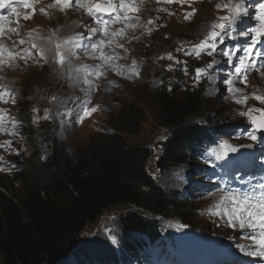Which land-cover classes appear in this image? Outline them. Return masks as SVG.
I'll use <instances>...</instances> for the list:
<instances>
[{
	"label": "rangeland",
	"instance_id": "1",
	"mask_svg": "<svg viewBox=\"0 0 264 264\" xmlns=\"http://www.w3.org/2000/svg\"><path fill=\"white\" fill-rule=\"evenodd\" d=\"M35 2L37 3L35 8L39 10L47 8L51 1ZM223 2L226 0H191V7L198 11L190 20L184 18V14L191 11L188 3L181 5L177 2L166 3L165 0L139 2L141 10L136 15L140 17L138 23L141 27L134 32L128 29L125 37L114 39V42L121 43L124 47L117 48L114 43L110 49L117 58L103 68L97 53L87 54L86 57L75 55L76 58L66 69L58 65L49 52L43 58H38V62L31 59L27 63L18 60L15 66L0 70V77H3L0 84L6 85L16 94L15 103L11 100L8 103L0 102V112L4 121V130L0 131V178H8L14 174L18 163L50 153L54 146L72 156L75 150H87L91 144L97 145L100 142L110 144L112 143L110 135L117 132L114 124H118V119L132 116V120L137 122L139 118L136 116L142 115L139 130L121 132L122 137L131 145L148 146L151 150L148 161L150 173L177 199L185 200V196L191 201L185 203L187 208L184 211L190 215L186 221L174 217L173 213L156 215L154 218L163 221L166 233L176 237L192 230V234H195L194 231L199 233L209 231L221 235L227 233L228 229L219 219L205 213L204 207L212 199L199 197V187H192L193 183L199 185V182L201 184L203 182V178L194 173V168L200 161L198 155L194 154L191 161L173 165L165 170L157 167L159 141L165 137V130L158 116L161 98L157 94L162 83L166 85L165 94L170 97L182 99L187 94H200L202 101L195 112L196 117L204 124L209 123L210 126L222 127L227 131V134L223 135L222 145L228 143L237 146L244 143L246 141L244 137L230 135L231 126L249 123L247 117L239 115L240 112L248 108H264V104L252 98H249L246 105L236 103L237 97L228 91L227 84L228 80H232L233 87L243 89V93L249 97L254 91L264 92V76L255 71L248 78V86L245 87L236 81L233 70V67L238 65L237 55L245 51L250 43L248 29L254 27L256 22L248 26L242 17L232 29L235 39L225 38L213 56L206 53H202L200 57L186 54L191 51L193 44L203 39L211 22H215L218 16L227 14L225 11L216 10V5ZM246 3L247 0H244V8H247ZM48 11L50 13L48 16L37 11L29 20L23 18L25 13L19 12V30L12 41L17 43L20 39L27 41L29 31H33L37 37L44 38V35L45 37L50 35L57 41L60 36L54 25L58 24L54 22V25H51L50 18L60 19L61 13L57 15L58 9ZM61 12L63 28L61 36L63 38L68 36L71 32L70 26L78 20L79 26L74 31L83 37L78 42L79 47H85L89 41L88 36H93L89 29L97 27L94 18L80 8ZM27 14L31 15V10H28ZM97 15L100 19H111L106 14ZM149 20L153 23L149 24ZM148 29L152 30L150 34ZM83 32L88 35H83ZM133 36L139 39H132ZM12 41L9 46L12 45ZM39 41L41 44L42 40ZM19 47L29 48L30 43ZM257 48L264 50V40H261ZM237 49L239 51H236V55L229 62L223 52ZM169 54L172 55V60L167 58ZM213 60L216 64L197 82L195 69L206 67ZM74 63L77 65L74 66ZM113 64L120 66V74L112 67ZM81 65L88 66V70H81L79 73L73 71L69 76V71L80 68ZM96 68H100L104 73L99 79L93 74ZM134 70H138L139 75H136ZM91 84L95 87L90 86ZM24 105L28 107L32 116L31 126L20 116V108L23 109ZM92 107H97L98 111L86 116L84 109ZM14 185L18 187L17 182ZM187 185L189 188L184 189ZM210 197L215 199L219 194ZM139 209L141 208L126 203L104 210L95 221L85 226L79 244L70 256L79 255L90 261L97 253L108 252L120 260L128 235L136 234L132 235L136 238L143 235L122 228L117 219L120 215ZM142 212L146 213L143 210ZM219 227L224 228L217 231ZM70 256L57 264H73ZM95 260H99L98 264H103L102 256L98 255Z\"/></svg>",
	"mask_w": 264,
	"mask_h": 264
},
{
	"label": "trees",
	"instance_id": "2",
	"mask_svg": "<svg viewBox=\"0 0 264 264\" xmlns=\"http://www.w3.org/2000/svg\"><path fill=\"white\" fill-rule=\"evenodd\" d=\"M165 93L162 83L157 94L161 98L158 116L165 137L159 141L158 169L191 161L197 152L205 160L202 151L208 146L200 145L206 142L211 149L218 148L220 139H215V133L219 135L216 129L223 128L196 117L200 94L178 99ZM20 112L31 126L28 107L24 105ZM141 116H136L137 122L132 116L118 119L110 144H91L87 150H75L74 156L54 146L50 153L18 163L13 179L0 178V264H57L65 260L75 251L85 226L117 204L141 208L120 215L117 221L122 228L144 233L150 240L164 230V222L154 218L156 215L173 213L183 221L190 217L184 211L185 202L167 192L150 173V148L131 145L121 135L137 132Z\"/></svg>",
	"mask_w": 264,
	"mask_h": 264
},
{
	"label": "snow or ice",
	"instance_id": "3",
	"mask_svg": "<svg viewBox=\"0 0 264 264\" xmlns=\"http://www.w3.org/2000/svg\"><path fill=\"white\" fill-rule=\"evenodd\" d=\"M140 3L143 0H139ZM166 3L177 2L181 5L185 3L191 7V0H165ZM35 0H0V8L11 7V16L16 17V27H11L10 16L0 15V70L5 67L11 68L15 66V62L18 60L27 63L29 59L34 62H38V58H43L47 53L51 52L55 62L64 67L72 63L73 58L76 55L75 50L79 47L78 42L83 39L82 35L77 33L66 39L54 41L51 38L47 40V44L51 47H45L36 42V39L43 40V37L34 36L33 31L28 32V40L20 39L17 43L12 41L11 46H7L4 43V39L7 37L10 39L11 33L16 32L18 34L19 28V17L20 13L17 8L23 6L26 10H31V15L25 14L24 19L29 20L34 16L37 11L45 16L50 15L48 9H58L59 11H67L73 6L83 9L84 12L94 18V22L98 27L90 28L89 31L93 35H101V39L97 42L90 44L89 48L91 53L95 55L98 53V58L102 61L101 68L114 61L117 56L109 53H105V47H112L115 43V47L123 48L124 45L118 42H114V37H125L127 30L131 29L133 32L141 25L138 23L140 17L136 15L139 13L141 8L138 5V0H53L47 8H40L37 10L34 7ZM216 10L225 11L226 15L218 16L215 22H211L207 26V30L204 34L203 39L199 40L198 43L191 46V51L187 52V55H195L200 57L202 53H206L208 56H213L219 45L223 44L225 38L235 39L232 34V29L237 25V22L241 18L247 15L244 8V0H226V2L218 3ZM167 11V9H164ZM198 10L191 7V11L184 14L185 20H190ZM132 13V15H130ZM97 14L107 15L111 19H100ZM254 19L255 26L248 29L250 33V43L245 50V56L240 59L239 67L235 68V74L240 77V82L248 86V74L251 71H256L261 76H264V50L257 48V45L261 44L262 38H264V0H258L255 5V13L252 17ZM136 21V22H132ZM115 23H122L123 27L119 29L109 30V25ZM149 24L153 21L149 20ZM6 25H9L6 27ZM149 34L151 29L147 30ZM132 39H139V37L133 36ZM30 43L29 48H20L19 45ZM35 50V51H34ZM88 50V49H86ZM236 51H224L223 55L228 58L231 62L233 56L236 55ZM172 60L171 54L167 57ZM216 61L213 60L208 63L206 67H200L195 69V79L198 82L202 76L208 74L207 70L211 69ZM112 67L117 70V74H120V66L113 64ZM171 68V65L169 66ZM81 70L87 71L88 66L81 65L80 68L69 71V76L72 72L79 73ZM136 75H139L138 70H134ZM93 74L99 79L104 73L100 68L94 69ZM187 74V72H185ZM3 79V77H0ZM229 85L228 91L233 93L237 98L235 102L238 104H247L249 98L255 99L260 104H264V92H253L251 97L243 93V89L233 87V81L228 80ZM90 86L95 87L94 84ZM16 94L7 88L6 85L0 84V102L8 103L11 100L15 103ZM98 111L97 107L85 108L84 113L86 116ZM258 113L259 115H256ZM240 116L247 117L248 121L254 126L256 130H264V108H248L246 111L239 113ZM3 116L0 115V131H3ZM248 138L255 141L257 136L249 133ZM237 147L225 143L221 146L219 152L214 153L216 159H224L229 153L237 152ZM259 192L255 189L249 193L238 195L233 192H224L219 197L218 202L209 209L211 215L214 216H225L227 217V225L233 228H239L240 230L247 229L251 235L249 239L253 241V250L248 254L264 258V184L258 185ZM241 251H244L241 248Z\"/></svg>",
	"mask_w": 264,
	"mask_h": 264
},
{
	"label": "bare ground",
	"instance_id": "4",
	"mask_svg": "<svg viewBox=\"0 0 264 264\" xmlns=\"http://www.w3.org/2000/svg\"><path fill=\"white\" fill-rule=\"evenodd\" d=\"M48 1H51L50 4L53 2V0H48ZM158 1L160 2V0H158ZM138 3H139V0H138ZM11 7H12V6H8V7H7V8H8V12H7L6 15H3V16H10V19H11V21H12V23H11L10 26H11V27H16V24H15V21H16V20H15L14 16H11ZM22 8H23V6H20V7L17 8V10H18V9H22ZM77 8H78V7L73 6L72 8L69 9V11H73V10H75V9H77ZM60 13H61V14H60ZM59 14L61 15V18H60V19L57 18V20H56V19H51V18H50V20H51V25H54V22H56V23L58 24V25H54V27H56V31L58 32V35L60 36L58 39H59V40H61V39H66V38H68V37H70V36L75 35L76 33H75L74 29H77L78 26H79V23H78V20H77L76 16L72 14L73 17L76 18L77 22L74 23V24H72V25L70 26V28H71V32H70V34H69L68 36H66V37L63 38V37L61 36L62 31H63L62 24H61V20H62V12L58 10V11H57V15L59 16ZM45 23H46V22L44 21V24H45ZM7 26H9V25H6V27H7ZM97 27H98V25H97ZM119 28H121V23H115L114 26L109 25V30H110V31H111L112 29H119ZM18 30H19V28H18ZM42 32H43V31H42ZM44 32H45V30H44ZM15 33H16V32L9 34V35H10V39H8L7 37L4 39V42H5V43L8 41V42L6 43L7 46L10 45L11 41L13 40V37H15ZM21 37H25V36H24V35H21ZM36 37H37V36H36ZM47 38H51L52 40H54L53 37H51L50 35H48V36H46V37H45V35H44V39L41 41V45L50 48L51 45H50V44H47ZM101 38H102V37H101V35H99V34H97V35H93V36H92V43H93V42H97V41H99ZM115 38H116V37H114L113 40H114ZM117 38H120V37H117ZM58 39H57V41H58ZM9 40H10V41H9ZM36 42H37L38 44H40L39 39H36ZM110 48H111V47H105V48H104L105 53H106L107 50H108V53H109V54H112V53H113V50H111ZM85 53H86V55H87V54L93 55V54L91 53L90 48H88V50H86ZM97 54H98V53H97ZM46 55H48V53H47ZM98 55H99V54H98ZM75 58H76V57H74L73 59H75ZM15 64H16V63H15ZM76 65H77V63H74V66H76ZM6 132H7V131H6Z\"/></svg>",
	"mask_w": 264,
	"mask_h": 264
},
{
	"label": "water",
	"instance_id": "5",
	"mask_svg": "<svg viewBox=\"0 0 264 264\" xmlns=\"http://www.w3.org/2000/svg\"><path fill=\"white\" fill-rule=\"evenodd\" d=\"M262 133H264V130H260Z\"/></svg>",
	"mask_w": 264,
	"mask_h": 264
}]
</instances>
